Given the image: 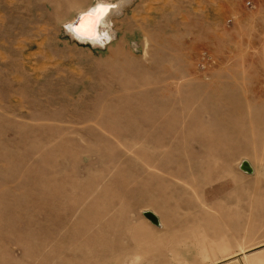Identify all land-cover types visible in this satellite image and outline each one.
I'll return each instance as SVG.
<instances>
[{
	"label": "rangeland",
	"instance_id": "374dc122",
	"mask_svg": "<svg viewBox=\"0 0 264 264\" xmlns=\"http://www.w3.org/2000/svg\"><path fill=\"white\" fill-rule=\"evenodd\" d=\"M97 2L103 45L66 30ZM85 168H125L143 204L83 217L59 187ZM241 246L264 250V0H0V264H242Z\"/></svg>",
	"mask_w": 264,
	"mask_h": 264
},
{
	"label": "crops",
	"instance_id": "0c3cea01",
	"mask_svg": "<svg viewBox=\"0 0 264 264\" xmlns=\"http://www.w3.org/2000/svg\"><path fill=\"white\" fill-rule=\"evenodd\" d=\"M115 132L119 133L117 129L115 130ZM162 168L172 170L176 175H179L180 178H183V175L185 174V172L182 171L184 168L180 165L179 166L177 165L176 167H168V166L163 165ZM124 170L125 168H122V169L120 168L118 170L119 172L116 173V175L113 177L114 182L108 183L106 180V182L104 183L101 181L105 179V173H104L105 170L101 171L99 174H95L92 176L85 168V172L82 171V173L87 177L84 184H81L80 182H78L79 178H76V179H73L74 184L72 185H69V186L61 185L59 187L60 188L59 192L61 194L63 192L62 189H64L65 192L67 193V197L64 198V200L66 201L71 200V203L74 202L76 204H80L81 202H85L86 206L82 213L83 217L88 218L92 216H98L100 218H104L106 217V212L109 210V208H113V207L115 208V205H117V202L123 200L124 197L130 196V198L135 199V191H136L137 184L133 185V187L131 186L130 195L124 193L123 183H122V180H120L122 179ZM126 170L129 172L128 169ZM139 170L140 169H137L135 171L136 175L137 174L139 175ZM176 170H178V172H176ZM129 173L131 174V176L132 174L135 176L134 171L133 172L131 171ZM190 179L191 178H188V179L185 178L186 181H189ZM97 184H100L102 188L101 187L95 188L93 186ZM45 187H44V191L46 192V190H48L47 189L48 186L46 188ZM216 192H217V189L213 190L211 194L216 193ZM242 194H243L242 196L245 195L243 190H242ZM127 200H131V199H127ZM135 201L136 203H138V205L143 204V201L141 199L136 198ZM110 203L111 204L114 203L115 205L111 206ZM44 208H45V205H44ZM73 210H74V207L69 206V208L67 209L68 214H71ZM104 225H106V223ZM102 231L105 234L106 228L104 227L103 230L100 229L99 233H101ZM226 244H227V241H226ZM239 250H240V253H242V258L244 261V263L242 264H245V263L246 264H255V263L257 264V263H261L264 261V250L263 249H258V251L256 252H246L247 250H245V247L241 246ZM225 257L226 259L230 258L228 254ZM237 260L238 259H234L232 260V262H235ZM239 260L241 259L239 258Z\"/></svg>",
	"mask_w": 264,
	"mask_h": 264
},
{
	"label": "bare ground",
	"instance_id": "6f19581e",
	"mask_svg": "<svg viewBox=\"0 0 264 264\" xmlns=\"http://www.w3.org/2000/svg\"><path fill=\"white\" fill-rule=\"evenodd\" d=\"M101 5L105 6L107 8V11L104 12L99 18H97L95 16V10L97 9L98 6ZM113 6L115 7V4H106V3L97 2L87 11L85 12L82 11L83 13L80 12L81 14L75 16L76 19L78 20L76 21L75 19L73 22L68 24V26L66 27L67 32L73 37H76L80 41L90 42L92 45L95 44L103 45L105 42H108L112 37L108 29L105 31L103 29V26H105V24L107 23L108 17L110 15V10L113 8ZM89 13H93V15L89 16ZM211 149L213 150V148ZM47 189L49 190V186ZM50 190L51 192L54 191V190L52 191V188ZM54 195L58 196L55 193Z\"/></svg>",
	"mask_w": 264,
	"mask_h": 264
},
{
	"label": "water",
	"instance_id": "95a60500",
	"mask_svg": "<svg viewBox=\"0 0 264 264\" xmlns=\"http://www.w3.org/2000/svg\"><path fill=\"white\" fill-rule=\"evenodd\" d=\"M78 19H76L77 21ZM75 21V22H76ZM74 25V24H73ZM239 169L247 174H251L253 172L252 167L247 161H242L239 165ZM143 216L154 226H159L158 218L152 212H144Z\"/></svg>",
	"mask_w": 264,
	"mask_h": 264
},
{
	"label": "snow or ice",
	"instance_id": "6c2138e0",
	"mask_svg": "<svg viewBox=\"0 0 264 264\" xmlns=\"http://www.w3.org/2000/svg\"><path fill=\"white\" fill-rule=\"evenodd\" d=\"M106 11H107V8L105 6L103 5L98 6L97 9L95 10V16L99 18ZM92 15L93 13H89V16H92Z\"/></svg>",
	"mask_w": 264,
	"mask_h": 264
}]
</instances>
